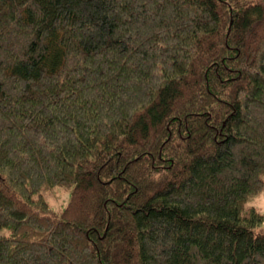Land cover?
Returning <instances> with one entry per match:
<instances>
[{
  "label": "trees",
  "instance_id": "1",
  "mask_svg": "<svg viewBox=\"0 0 264 264\" xmlns=\"http://www.w3.org/2000/svg\"><path fill=\"white\" fill-rule=\"evenodd\" d=\"M263 186L264 0H0V264H264Z\"/></svg>",
  "mask_w": 264,
  "mask_h": 264
},
{
  "label": "rangeland",
  "instance_id": "2",
  "mask_svg": "<svg viewBox=\"0 0 264 264\" xmlns=\"http://www.w3.org/2000/svg\"><path fill=\"white\" fill-rule=\"evenodd\" d=\"M72 190L73 185L55 186L51 190L43 192V196L48 201L49 205L53 210L60 212L67 206L71 198ZM251 207H254L259 212L264 213V186L259 192L252 194L249 197L246 203V208L248 209ZM255 229L258 230L259 227Z\"/></svg>",
  "mask_w": 264,
  "mask_h": 264
}]
</instances>
